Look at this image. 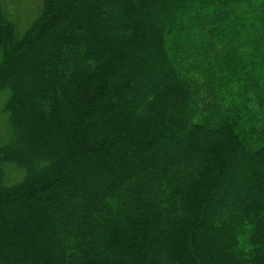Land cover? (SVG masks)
Segmentation results:
<instances>
[{"label": "trees", "instance_id": "obj_1", "mask_svg": "<svg viewBox=\"0 0 264 264\" xmlns=\"http://www.w3.org/2000/svg\"><path fill=\"white\" fill-rule=\"evenodd\" d=\"M4 92L0 264H264V0L0 1Z\"/></svg>", "mask_w": 264, "mask_h": 264}, {"label": "rangeland", "instance_id": "obj_2", "mask_svg": "<svg viewBox=\"0 0 264 264\" xmlns=\"http://www.w3.org/2000/svg\"><path fill=\"white\" fill-rule=\"evenodd\" d=\"M5 17L11 22L16 33L21 36L36 19L41 9L43 0H0ZM7 93L0 94V110L6 99ZM2 120V121H1ZM0 121V138L3 142L7 140V127L4 119ZM3 122V123H2ZM8 170V169H7Z\"/></svg>", "mask_w": 264, "mask_h": 264}]
</instances>
